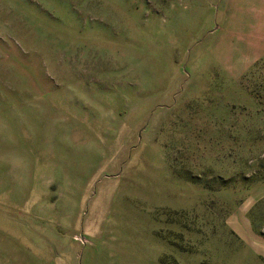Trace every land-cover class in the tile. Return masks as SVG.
<instances>
[{"label":"rangeland","instance_id":"rangeland-1","mask_svg":"<svg viewBox=\"0 0 264 264\" xmlns=\"http://www.w3.org/2000/svg\"><path fill=\"white\" fill-rule=\"evenodd\" d=\"M0 264H264V0H0Z\"/></svg>","mask_w":264,"mask_h":264}]
</instances>
